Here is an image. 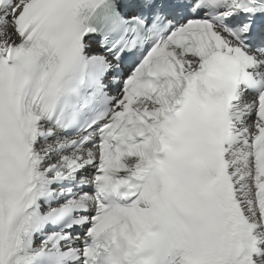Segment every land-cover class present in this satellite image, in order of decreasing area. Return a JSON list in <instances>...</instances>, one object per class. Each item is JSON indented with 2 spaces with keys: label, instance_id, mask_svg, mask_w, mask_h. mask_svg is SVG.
Masks as SVG:
<instances>
[{
  "label": "snow or ice",
  "instance_id": "obj_1",
  "mask_svg": "<svg viewBox=\"0 0 264 264\" xmlns=\"http://www.w3.org/2000/svg\"><path fill=\"white\" fill-rule=\"evenodd\" d=\"M0 264H264V0H0Z\"/></svg>",
  "mask_w": 264,
  "mask_h": 264
}]
</instances>
